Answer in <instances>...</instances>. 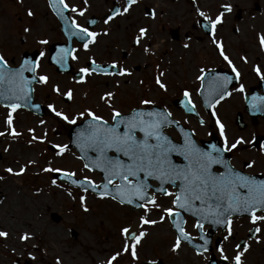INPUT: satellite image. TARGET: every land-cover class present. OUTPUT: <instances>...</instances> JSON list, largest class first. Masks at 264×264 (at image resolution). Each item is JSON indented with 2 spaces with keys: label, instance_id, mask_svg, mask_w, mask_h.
<instances>
[{
  "label": "flooded vegetation",
  "instance_id": "flooded-vegetation-1",
  "mask_svg": "<svg viewBox=\"0 0 264 264\" xmlns=\"http://www.w3.org/2000/svg\"><path fill=\"white\" fill-rule=\"evenodd\" d=\"M46 1L48 11L54 15V18L59 27L58 38L53 41H48L47 44H39L40 40H45V37H39L38 34L31 32L28 23L34 22L31 16L28 15L27 0H0V5L3 3L9 7L14 4L17 5L20 15L16 21L22 22L15 31L9 32L7 36L0 39V43L4 46L11 45L13 42L18 47V51L9 52L8 54L2 52L3 46L0 44V55H4L10 67H17L23 58L24 54L31 55L32 60L39 57V53L43 51L45 56L39 58L41 64L46 60L50 66H53L50 59V49L53 43L68 44V47L77 49L75 55L76 60L69 57L70 70L68 72H59L53 66L57 75H66L72 78L75 82L79 81L81 75L79 69L81 67H91L90 61L94 59L101 67L108 68L112 74L106 75L103 73H93L92 75L85 74L83 82L88 81L89 78H117L115 72L120 67H126L128 61L140 58L141 60L151 59L150 62L155 64L156 61H161L159 57L161 51L156 49L161 48L162 43L171 45L181 43L183 47L187 45V50L192 54L191 62L196 66H192L189 78L183 84L182 91L178 95L172 96L169 100L170 106L162 102L161 97L153 100L151 105H141V103H131V100L126 101L113 96L118 103V108L121 113L127 114L130 110L142 108L146 111H164L167 110L172 114V119L177 121L176 124L168 125L164 128L165 133L173 140V142H180L182 138L181 128L188 132L192 139L201 148L208 150L209 147L215 144L217 147L223 146V138L220 135L219 128L216 124V119L224 124L226 135L229 144L233 143L237 138H243L244 143L237 145L236 149L231 152H224L223 158L229 161L236 169L245 173H251L258 179H264V111H254L251 108V101L253 96L264 97V79H261L254 70L257 66L264 74V47H261L260 36H264V0H137L127 13L115 16L108 24L104 20L116 8H121L126 4V0H75L73 5L78 9H84V14L68 12L69 17L74 18L77 23L88 27L90 31H95L99 35L95 39L94 44H90L89 50L85 51L82 43L77 37H70L61 30L59 20L55 16L50 7L49 0ZM70 4L69 0H66ZM230 5L231 10L225 11L223 5ZM203 11L206 16L215 19L217 15L223 13L222 22L217 24L215 31V39L222 43L225 55L232 61L229 65L221 55L215 44L212 42L211 25L207 20L199 15L197 11ZM155 13L153 16L152 13ZM32 19V21H30ZM94 20L95 24H90L88 21ZM15 21V23H17ZM207 25V26H206ZM144 27L147 29V34L136 43V37L139 35V29ZM30 29L25 32L24 29ZM34 34V35H33ZM55 41V42H54ZM149 49L148 52L144 48ZM98 48H101L99 50ZM103 49H106L103 51ZM138 49L140 51L138 52ZM137 57H136V53ZM23 52V53H22ZM245 58V59H242ZM116 61V68H111L112 62ZM73 63H82L81 66L75 67ZM235 66L239 72V78L236 73L232 71V66ZM130 68V66H128ZM140 66L135 64L134 70H139ZM204 69L203 92L201 95V81L197 80L200 75V69ZM152 70L153 75L156 73ZM37 75H46L37 70ZM26 77H32V73H24ZM219 76H229L231 81L227 83V90L231 93L226 96L218 104H215L214 109L209 108L205 104L206 94L209 88L211 78ZM83 82H80L83 83ZM244 85V91L240 92L239 86ZM53 85H59L55 80L50 84H40L34 82L31 84V91L29 92L30 100L27 104L24 101H19L20 108L14 112L22 114L19 124H36L41 126H50V124H57L60 127L70 126L74 127L80 125L84 120L89 119L85 116H77L76 123L71 124L61 118L56 117L48 108L49 104H53L57 110L66 111L70 104L74 103L75 96L69 100L66 96L52 91ZM187 89L190 93L192 105L182 103L185 100L183 96L184 90ZM65 89H61V93ZM88 90L84 89L80 95L82 100L90 99L91 95H87ZM210 102L218 99V96L207 97ZM92 101L95 102L93 98ZM109 102V101H102ZM96 103V102H95ZM94 103V104H95ZM38 104L39 108H33L31 105ZM60 104H62L60 106ZM7 104L0 101V109L9 111ZM60 106V107H59ZM194 106V111H189V108ZM83 110L91 108L97 115H101L105 120L111 121V109L109 106H83ZM216 115L213 116L212 112ZM17 119V118H16ZM45 121L40 124V121ZM204 123L201 124L200 121ZM92 157L94 153L92 152ZM111 154V153H110ZM173 159L177 163H183L182 158L173 154ZM254 161L251 168L246 167V162ZM218 170H223L218 168ZM91 171L98 174L103 180V171L100 168H94ZM114 181L113 183H117ZM150 183L153 185V191L159 187L158 182L150 178ZM169 191H175L170 184H165ZM111 188V186H110ZM157 202L163 207H171L172 197L164 196L160 192H155ZM111 198V196H108ZM112 199V198H111ZM113 200V199H112ZM116 201L118 204L119 201ZM142 201L134 200L132 204H121L125 206L132 214L130 226L133 222L137 224V230L146 231L150 234L154 227L138 223L139 218L145 215V211L138 205ZM135 208H139L138 211ZM162 211L152 208L148 213V217L152 219L160 216ZM164 215V213H163ZM185 223V229L195 237L190 244L182 241L181 247L176 252L171 251V247L157 251L154 258L142 259L141 264H234L231 260L236 254V244L243 245L245 242L250 245L247 251L244 252L243 264H264V222L257 221L262 229L259 242L254 236H251L249 229L254 225L251 222L250 215L234 213L232 217V235L225 241L223 237L227 235V231L222 226H214L205 222V235L210 239L211 244L209 252L203 255H197L193 244L201 243L199 239L198 230L192 227L195 221L190 213H181ZM257 215H264V212H257ZM53 220L58 221L59 215L54 212L50 213ZM168 224V231L171 234V246L175 240L176 230L173 228V221L165 218ZM126 226V227H128ZM136 230V232H137ZM125 240L126 237L123 234ZM218 246L224 247V254L229 256V261H224L219 251ZM19 263V260H16ZM27 264H32L27 261Z\"/></svg>",
  "mask_w": 264,
  "mask_h": 264
},
{
  "label": "snow or ice",
  "instance_id": "snow-or-ice-1",
  "mask_svg": "<svg viewBox=\"0 0 264 264\" xmlns=\"http://www.w3.org/2000/svg\"><path fill=\"white\" fill-rule=\"evenodd\" d=\"M87 3V0H84ZM137 0H126V4L121 8H116L104 20L108 24L115 16L123 15L129 11V8L135 4ZM50 7H52L58 14L62 16L65 22L70 20L69 27L66 34L69 37H77L82 43L85 51L89 50L90 44L95 43L96 37L99 33L90 31L88 27L82 26L74 18L65 17L63 13L67 10L72 13L84 14V9H78L75 5H69L66 0H49ZM225 11H230V5H223ZM199 15L209 22L211 25L212 42L219 50L220 55L232 65V61L225 55L222 43L216 41L215 31L217 24L222 22L223 13H220L211 19L206 16L203 11ZM28 15L32 16L31 10ZM154 16L155 13L153 12ZM90 24H95L94 20L88 21ZM207 26V25H206ZM25 32L30 29L25 28ZM147 34V29L141 27L139 35L136 37V43ZM261 47H264V36H260ZM47 40H40L39 44H47ZM187 47V45H185ZM148 52L147 47L144 48ZM77 49L70 47H61L57 49L56 56L52 59L59 65L64 66L68 58L76 60L75 53ZM45 53L41 51L36 60L24 59L17 68L9 66L8 61L4 55H0V98L7 101V108L9 109L6 124L8 125V135L18 137L21 133L17 132L13 124L12 113L21 107L19 101H24L27 104L30 100L29 92L30 85L33 81L40 84H47L49 77L47 75H37V70L40 67L39 58H43ZM245 59V58H242ZM91 67H81L79 69L80 76L78 82H83L85 74L92 75L93 73H103L110 75L108 68L101 67L94 59L90 61ZM111 68H116V61L112 62ZM264 79V74H261L260 68L257 66L254 69ZM25 71L32 73L31 79L24 75ZM232 71L236 73L239 78V72L235 66H232ZM116 75L124 76L130 75L127 68L120 67ZM164 75L160 72L155 79L156 85L162 89L167 90V86L162 82L161 77ZM197 80L201 83V95H205L202 91L204 88V69H200V75ZM231 81L229 76H219L210 79L208 92L205 98V104L209 108L215 107L226 96L231 93L227 90V83ZM240 92L244 91V85L241 84ZM52 91L66 96L69 100L72 99L73 93L71 89L61 93L59 85H53ZM218 96L213 102H210L207 97ZM114 93L109 91L104 93L100 99L102 101H111ZM183 96L185 98L182 103L192 105L190 93L187 89L184 90ZM141 105H151L152 100L144 99L140 101ZM33 108H39L38 104L31 105ZM111 109V121L105 120L103 116L97 115L91 108H86L79 113V116H87L89 118L87 125L77 134L78 147L81 151L90 150L95 155L90 158V164H85L86 169L100 168L104 173V182L97 185L89 177H84L83 180L72 179L73 184L82 185L87 184L93 191L101 198L111 196L113 200H118L120 204H132L134 200L142 201L138 205L145 211V215L139 218L140 224L155 225L158 222L164 221L167 217L173 221V228L176 230L175 240L171 246V251L176 252L181 247V242L185 241L192 243L195 239L189 231L185 229V221L181 215L182 212L190 213L195 217L192 227L198 230L199 239L202 241L198 244H193L197 255H203L209 252L211 241L205 235V222L214 225L222 226L226 229L227 235L223 237L225 241L232 235V217L234 213H248L251 222L254 225L249 229L251 236H254L259 242L262 229L257 225V221L264 222V215H257V212H264V179H257L251 173H245L236 169L229 161L223 158L224 152H231L237 148V145L244 143L243 138H237L233 143L229 144L226 135L224 124L219 118L216 119V124L219 128L221 137L223 138V146L217 147L215 144L211 145L208 150H205L197 145L188 132L180 129L183 139L180 142H173L172 139L165 133L164 128L168 125L176 124L177 121L172 119V114L167 110L164 111H146L142 108L130 110L127 114L114 107L112 104L108 105ZM48 108L58 118L67 121L71 124L76 123V117L70 119L69 114L64 111H59L53 104H49ZM251 108L254 111H264V97L253 96L251 101ZM194 106L189 108V111H194ZM215 116V111L212 112ZM45 121L41 120L40 124ZM204 123L203 120L200 121ZM30 133H34V129H28ZM5 133L0 132V136ZM44 137L33 135L32 139L28 141L31 144L36 140H43ZM67 145H55L57 149V156L62 155L67 149ZM111 153V154H110ZM173 154L182 158L183 163H177L173 159ZM32 164L33 161H28ZM254 161L246 162V167L251 168ZM222 168L223 170H218ZM44 171L62 172L59 168L49 166L43 169ZM8 173L19 175L25 171V167L21 166L19 172H14L13 168L6 169ZM66 178L71 179L74 173L63 171ZM150 178L158 182L159 187L153 191V185L150 183ZM2 179V177H0ZM118 181L117 183H113ZM56 184V180H52ZM165 184H170L175 191H169ZM111 186V188H110ZM88 189L85 188V191ZM113 192L115 195H113ZM155 192H160L164 196L172 197L170 203L171 207H163L157 202ZM83 205L85 197H80ZM155 207L164 213L159 217V221L149 219L148 213ZM87 211V207H85ZM137 225L132 224L128 227H123L121 232L126 237L125 245L122 252H131L132 258L135 260L137 256V245L141 242L147 233L146 231L137 230L136 233L132 229H136ZM131 234L132 240L129 243L127 236ZM6 231H0V237H7ZM30 233L22 234L19 239L24 241L30 238ZM250 247L247 242L243 245L236 244V254L231 260L234 264H243L244 252ZM217 251L220 252L224 261H229V256L225 255L224 247L218 246ZM121 252H116L107 260V264H113ZM59 264V258H57ZM151 264H155L152 261Z\"/></svg>",
  "mask_w": 264,
  "mask_h": 264
},
{
  "label": "rangeland",
  "instance_id": "rangeland-1",
  "mask_svg": "<svg viewBox=\"0 0 264 264\" xmlns=\"http://www.w3.org/2000/svg\"><path fill=\"white\" fill-rule=\"evenodd\" d=\"M69 2L71 6L75 0H69ZM26 4L28 10L33 13L31 18L34 22L28 23L31 32L49 41L58 38L59 27L54 15L48 11L46 1L27 0ZM17 9L18 3L9 7L4 3L0 5V39L5 38L9 32L15 31L21 25L22 22L16 21L20 15ZM0 44L3 46L4 53L7 51L16 53L19 50L14 42L8 46ZM98 49L101 50V48ZM156 51L162 52L158 54L161 61L152 64L151 59L134 58L128 61L125 67L131 74L120 76L119 79L92 77L80 84L69 76L57 75L53 66L46 63V60L40 64L38 71L50 78V84L55 80L60 89H65L64 92L68 89L72 90L75 101L65 111L70 119L84 111L83 106H98V108L109 104L118 106L115 99L109 102H102L100 99L109 91L119 96L120 100L128 102L131 100V103H139L144 99L153 101L160 96L162 102L170 106V98L182 91L192 66L196 65L191 62V51L189 52L181 43H175L173 46L162 43L161 48ZM9 52L6 54L10 57ZM73 64L78 67L82 63ZM135 64L140 66L137 71L134 70ZM152 70H155V75ZM160 72L164 73L161 80L167 86L166 91L160 89L155 83L156 76ZM84 89L89 91L87 95H91L90 99L89 97L84 100L80 98ZM8 112L0 109V132L5 133L0 136V177H2L0 200L1 196L9 198V194H12V196L21 197L23 201L26 199L28 208L26 210L20 206L23 202H20V199L13 202L10 200L9 207L5 203L7 199L0 202V206L3 203L6 204L3 213L0 214V228L4 229L9 236L0 237V264H17L16 260H19L18 264H27V261H31L32 264H57V258H59V264H107L108 258L116 252H121V255L113 261V264H141L142 259L154 258L157 251L171 247V234L164 220L150 226L154 227L152 232L142 238L137 245V259L132 258L130 251L122 252L126 240L121 229L130 223L131 212L109 197L101 198L90 191L80 190L55 179L53 174L56 172L43 170L51 162V167L72 172L75 178L89 177L96 184L102 181L98 174L84 167L74 148L67 147L60 156L56 154L57 149L51 150V146L58 144L68 146L70 126L60 127L57 124H50L46 127L34 123L19 124L17 121L22 114L13 112L12 127L21 133L20 136L13 137L7 132ZM30 128L34 129V133L28 131ZM33 135L42 136L44 139L29 144L28 141ZM12 160L19 161V164H15ZM28 161L33 163L29 164ZM21 166L25 167V171L19 175L6 171L11 167L14 172H19ZM53 179L56 180V184L52 183ZM81 196L85 197L83 205ZM9 211L11 213L7 215L6 212ZM52 212L59 215L58 221L52 219L50 216ZM160 216L154 219L159 221ZM6 219L11 221L8 223ZM72 230L76 232L75 237L71 235ZM24 233H30L31 236L28 240L22 241L19 237ZM13 238H17L16 243L11 245L10 240Z\"/></svg>",
  "mask_w": 264,
  "mask_h": 264
},
{
  "label": "water",
  "instance_id": "water-1",
  "mask_svg": "<svg viewBox=\"0 0 264 264\" xmlns=\"http://www.w3.org/2000/svg\"><path fill=\"white\" fill-rule=\"evenodd\" d=\"M52 8V7H51ZM53 9V8H52ZM53 11H54V13L56 14V16H57V18L59 19V21H60V25H61V29H62V31L66 34V31H67V29H68V27H69V24H70V20L68 21V22H65V20L62 18V16L60 15V14H58L57 13V11H55L54 9H53ZM63 16H65V17H68V12H67V10L63 13ZM67 35V34H66ZM68 36V35H67ZM68 39H70V37L68 36ZM68 44H69V41H68ZM68 44H67V46H63V45H61V44H54L53 46H52V48H51V62L56 66V68H57V70L58 71H69V60L67 61V63L64 65V66H61V65H59V64H57L53 59H52V57H54V56H56V54H57V49H59V48H61V47H68ZM30 56L31 55H28V54H24L23 55V58H22V61H21V63L23 62V60L24 59H31L30 58ZM32 60V59H31ZM19 67V66H18ZM26 72H28V71H25V73ZM29 79H31V77H28ZM33 83V82H32ZM31 83V84H32ZM30 89H31V85H30ZM0 101H2L3 103H5V104H7L9 101H7V100H5V99H3V98H0ZM87 123H88V120H86L85 122H83V123H81L79 126H76V127H74V128H71L70 129V131H69V137H70V143H69V146H71V147H75L77 150H78V152H79V155H80V158L82 159V161L84 162V165L85 164H90V158H92L91 157V151L90 150H86V151H81V149H80V147H78V141H77V134L87 125ZM182 139H183V136H182V138H181V141H182ZM91 169H94V167L93 168H91ZM104 176H105V173L103 172V179H104ZM55 177L56 178H59V179H61L62 181H65V182H67L68 184H70V185H73V186H76V187H79V188H81V189H83V190H85V188H87L88 190H91V191H93L87 184H82V185H77V184H73L71 181H72V179H76V180H83V179H77V178H75L74 176L71 178V179H69V178H66L64 175H63V172L62 173H58V174H55ZM257 178V177H256ZM258 179V178H257ZM104 182V181H103ZM102 182V183H103ZM102 183H100V185L102 184ZM95 192V191H94ZM96 193V192H95ZM97 194V193H96ZM113 195H115V193L113 192ZM138 209L139 208H135V210L136 211H138ZM238 214H246V213H238ZM132 224H136V223H132ZM131 224V225H132ZM137 225V224H136ZM136 230H137V228L136 229H132V232L133 233H136ZM72 235H73V237H75V232H72ZM127 240L128 241H131L132 240V235L131 234H129L128 236H127Z\"/></svg>",
  "mask_w": 264,
  "mask_h": 264
},
{
  "label": "bare ground",
  "instance_id": "bare-ground-1",
  "mask_svg": "<svg viewBox=\"0 0 264 264\" xmlns=\"http://www.w3.org/2000/svg\"><path fill=\"white\" fill-rule=\"evenodd\" d=\"M16 150H17V148H16ZM28 154H30V153H28ZM32 158H34V156H31ZM15 164H19V161L18 162H16V161H14V160H12ZM19 167V166H18ZM14 196V197H13ZM12 196V194H9V198L7 197V196H1V200H0V202H2V200H5V199H7V201H5V203L8 205L7 207H9V204H8V202L11 200L12 202H13V200H19L20 202H22L23 200H22V198L21 197H19V196H15V195H13ZM25 201H23L21 204H20V206L21 207H23V209H26V208H28V205H27V200L26 199H24ZM19 202V203H20ZM5 203H3L2 204V206H0V214L1 213H3V211H4V209H5V207H6V204ZM11 205H12V203H10ZM16 206H19V205H16ZM19 206V207H20ZM12 208V207H11ZM27 210V209H26ZM11 211V210H10ZM6 212V214L8 215V214H10L11 212ZM6 221L9 223L10 221H11V219H6ZM0 231H5L4 229H1L0 228ZM9 237V236H8ZM16 239L17 238H13V239H11L10 240V244L11 245H13L14 243H16ZM8 246V245H7ZM72 255H74V253L72 254Z\"/></svg>",
  "mask_w": 264,
  "mask_h": 264
}]
</instances>
